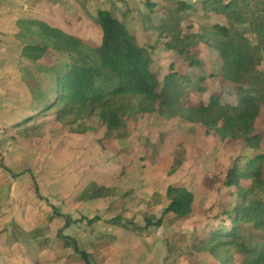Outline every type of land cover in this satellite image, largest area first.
Here are the masks:
<instances>
[{
	"label": "rangeland",
	"instance_id": "1",
	"mask_svg": "<svg viewBox=\"0 0 264 264\" xmlns=\"http://www.w3.org/2000/svg\"><path fill=\"white\" fill-rule=\"evenodd\" d=\"M230 1L0 0V264H84L72 246L58 247L61 230L94 264H220L196 245L242 201L238 188L224 181L229 167L248 169L249 160L264 153V101L247 139L207 134L136 96L118 98L126 106L121 128L95 115L58 120L46 107L55 97V72L72 57L44 38L38 23L74 35L95 55L101 38L95 8L110 5L106 9L146 48L160 79L170 72L182 77L183 105L211 95L236 103L235 85L224 80L217 53L201 38L213 24L255 36L247 22L217 10L218 2ZM258 1L264 0H236L247 14ZM30 42L47 46L40 60L23 56ZM258 54L264 79V51ZM257 164L261 174L241 180L243 187L255 185L250 198L262 207L243 224L249 244L264 241V160ZM169 185L193 192L191 214L147 226L169 203ZM116 215L128 226L108 222ZM245 258L236 254L237 262Z\"/></svg>",
	"mask_w": 264,
	"mask_h": 264
},
{
	"label": "trees",
	"instance_id": "2",
	"mask_svg": "<svg viewBox=\"0 0 264 264\" xmlns=\"http://www.w3.org/2000/svg\"><path fill=\"white\" fill-rule=\"evenodd\" d=\"M258 2L255 10H248L249 14L240 10L236 0L224 5L218 2L217 7L220 12L247 22L254 39L221 24L205 27L203 31L206 29V32L201 34L202 40L217 53L224 80L235 85L236 103L224 102L219 95H211L208 102L188 105L187 101L183 105L181 97L186 93L180 85L182 77L170 72L160 79L151 67L146 48L138 44L136 36L110 10L95 11L94 20L101 29L100 44L93 48L95 55L85 51L83 42L74 35L39 22L41 35L48 38L58 51L72 57L67 68L55 72V97L46 109H55L58 120L69 119L72 123L86 115H95L108 127L117 129L124 125L126 110L118 98L136 96L158 103V107L171 116L198 123L207 134L214 133L221 138H250L260 114L258 101H264V79L257 69L262 61L258 52L264 51V1ZM243 6L249 7L247 3ZM46 52L47 46L40 43L30 42L22 47L23 56L32 61L40 60ZM261 160H264V153L249 160L248 169L239 170L236 165L227 169L224 183L237 187L242 201L228 213L225 222L212 229L209 237L200 239L196 245L198 250L206 251L220 264H264V241L249 244L243 227L262 207L260 201L250 198L255 185L241 186V180L261 174L257 164ZM166 195L169 203L160 217L146 219L147 226L159 228L166 218L177 220L191 214L194 195L187 187L169 185ZM97 219L94 217L87 222ZM108 222L128 226V221L121 215ZM69 223L71 217L65 216V225ZM57 237L58 247L72 246L84 264H94L91 254L80 249L72 237L63 235L62 230ZM238 252H245L247 258L237 262Z\"/></svg>",
	"mask_w": 264,
	"mask_h": 264
},
{
	"label": "crops",
	"instance_id": "3",
	"mask_svg": "<svg viewBox=\"0 0 264 264\" xmlns=\"http://www.w3.org/2000/svg\"><path fill=\"white\" fill-rule=\"evenodd\" d=\"M131 4H132V6L134 5V4H136L135 2H133V1H131L130 2ZM131 4H129V6H131ZM108 6H110V5H108ZM108 6H105V7H103V6H100V7H97V8H95L96 10L97 9H106ZM116 8H118L117 6H115V10L117 11L118 9H116ZM111 11V10H110ZM123 22V21H122ZM100 41H101V38H100ZM100 44V43H99Z\"/></svg>",
	"mask_w": 264,
	"mask_h": 264
}]
</instances>
